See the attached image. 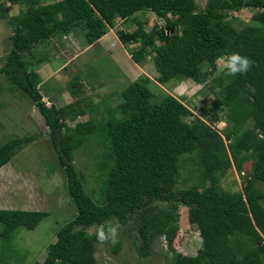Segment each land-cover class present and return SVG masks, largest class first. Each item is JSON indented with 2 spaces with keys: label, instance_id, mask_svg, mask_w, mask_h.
<instances>
[{
  "label": "trees",
  "instance_id": "trees-1",
  "mask_svg": "<svg viewBox=\"0 0 264 264\" xmlns=\"http://www.w3.org/2000/svg\"><path fill=\"white\" fill-rule=\"evenodd\" d=\"M13 1L26 5L6 19L12 46L0 66V75L7 79L0 82V95L5 90L12 92L9 96L21 93L37 107L78 211L58 228L55 242L37 264H98L97 228L107 221L121 227L130 220L142 238L144 256L154 239L164 236L172 264H264V190L256 185L264 182V141L256 134L257 129L264 133V0H208L204 8L196 0ZM249 7L257 9L251 22L234 24L232 13ZM149 11L161 16L166 26L148 31L135 15ZM118 17L137 24L134 30H119V38L127 47L141 43L130 48L132 59L139 64L152 58L160 84L188 79L205 84L213 99L200 112L203 118L185 103L186 97L158 96L146 74L124 88L122 101L104 111L102 104L85 105V98L74 95L82 94L79 76L76 91H71L74 102L46 105L37 88V61L28 59L33 46L83 30L91 44L115 27ZM232 52L254 61L251 70L225 75L216 62ZM85 115L86 120H79ZM222 119L226 126L220 133L213 123ZM33 135L28 132L0 145V168L33 141ZM94 136L106 144L98 164L104 175L99 197L89 192L74 162L75 151ZM190 161L198 166L189 167L184 179L193 183L180 188L181 167ZM247 162L251 170L244 176ZM234 165L245 177L243 191L221 185ZM180 205L189 209V221L202 236L195 255L173 246ZM48 214L0 208V237L7 252L0 250V264L11 259L9 244L19 230L35 229ZM120 248L118 240L115 251Z\"/></svg>",
  "mask_w": 264,
  "mask_h": 264
},
{
  "label": "rangeland",
  "instance_id": "rangeland-1",
  "mask_svg": "<svg viewBox=\"0 0 264 264\" xmlns=\"http://www.w3.org/2000/svg\"><path fill=\"white\" fill-rule=\"evenodd\" d=\"M196 1L201 8H204L208 2V0ZM0 5L1 66L12 46L10 40L12 29L6 19L8 16L18 14L21 10L25 9L26 3H18L13 0H0ZM255 12H257V9L250 7L233 12L232 20L234 24H247L251 22ZM135 16L146 23L148 31H152L158 26H166L165 20L151 11L145 13L139 12ZM117 21V36L119 35L118 30L128 31L134 30L137 27L136 23L129 22L128 20L125 21L121 17H118ZM72 35H75V38H73L74 42H87L83 31H78ZM55 37L61 41L62 35L59 34ZM105 38L110 37L106 36ZM117 42L126 48L121 46L113 47L115 51H103L100 47L95 48L88 55L80 58L79 62H73L64 70L60 68L59 70L61 71L56 74V77H49L42 84L40 88L41 93L58 106H64L67 103L74 102V100H70L71 97L75 98L71 90L79 80L78 78L73 79L75 76L84 78L88 69L104 70L110 79L108 78L105 81L106 84H104L100 92H110L113 95V98L100 106L102 111H104L108 107L115 106L117 101H122V91L124 88L142 74H146L153 80V83L149 87L158 96L170 93L182 100L186 97L185 103L194 111L195 115L199 114L198 116L203 118L200 110L206 106H211L210 102L213 99V95L207 94L208 90L204 88L205 84H199L190 79L184 80V82L171 81L166 84H160L157 81L159 73L152 58L146 59L139 64L137 63V73L134 71L132 75L127 76L124 73L128 71L129 63L134 65V61L126 58V52H129L130 48H135L141 43H134L135 46L130 44L127 47L121 42ZM72 50H78L77 43L73 44ZM33 51V60L43 58L46 60L45 64L51 67V69L59 67L65 61V56L53 55L55 53L53 49L43 50L37 46ZM84 58L87 61H91L88 62L90 66L79 64ZM124 59L127 60L126 63ZM116 60L122 64L121 68L118 67ZM83 63H86V61H83ZM48 71H50L49 68L43 73H47ZM86 78L87 76H85ZM3 79L7 81L6 76L1 74L0 82ZM85 79L84 81L81 79V81L85 82ZM85 89V92L80 91L82 92L80 95L73 94L79 99L85 98V105H87L89 100L86 98V86ZM74 91L76 89H73L72 92ZM10 93L12 92L5 90L0 95V122L2 123L0 125V145L14 137H23L28 132L34 134L35 139L22 150H19L12 161L0 169V208L42 210L47 211L49 214L43 218L35 229L28 230L22 228L19 230L16 239L9 244L12 253L11 259L6 264H37V262H42L46 257L49 244L55 242L58 228L73 219L78 211L69 193L63 167L54 152L42 115L27 95L17 94L22 96L19 99L17 95L9 96ZM86 118L88 116H81L79 120H85ZM225 123V120L222 119L217 123H213V127L221 133L225 128ZM105 149L106 144L94 136L91 142L75 151L74 162L78 170L86 178V186L89 192H93L96 197L100 196L99 188L104 180V175L98 169V164L102 162ZM197 166V163L190 161L186 166L181 167V175L178 181L180 188L187 187L193 183V180L184 179V176L189 172V167L196 169ZM250 170L251 162H247L243 168L244 176L248 175ZM244 176L238 172L234 165L222 177L221 185L227 190L243 191L245 184ZM256 185L264 190V182H258ZM161 206L163 205L161 204ZM179 214L180 229L173 241V246L185 255H195L202 247V236L198 227L190 223L189 209L185 205L179 206ZM2 230L3 225L0 223V235ZM90 232H94V228H91ZM118 240L121 242V248L120 251L116 252ZM118 240L114 244L110 241L97 243L96 256L98 264H172L168 243L164 236L154 239L148 256L142 255L140 250L142 238L138 236V229L134 227L132 220L120 227ZM3 243L4 241L0 237V250L7 255V252L2 248Z\"/></svg>",
  "mask_w": 264,
  "mask_h": 264
},
{
  "label": "crops",
  "instance_id": "crops-1",
  "mask_svg": "<svg viewBox=\"0 0 264 264\" xmlns=\"http://www.w3.org/2000/svg\"><path fill=\"white\" fill-rule=\"evenodd\" d=\"M119 24H120V22H119ZM117 27H118V21H116L114 28H110V30L107 34H105L102 38H100L98 41H96L95 43H92V44H87V42H82V41L74 42L73 38H75V37L72 34H69L66 36L64 35L61 38V41L56 39V38H52L51 40H49L45 43L38 44V46H40V48L43 50L53 49V51L55 52L53 55L65 56V61L63 62V64L60 65L59 67L55 68V69H51V67L46 65L45 59H37V73H38L40 80H41L39 83V87L41 88L42 84L45 83L49 79V77H56V74L61 71V70H59L60 68H63V70H64L73 62H79L78 60L80 58L88 55L91 51H93L97 47H100L103 51H109V50L115 51V49L113 47H118V46L125 47L123 45H120L117 42V41L121 42V40L119 39V36L116 35V31H117L116 28ZM106 36H108L110 38L106 39L105 38ZM75 43H77V45H78L77 51L72 50L73 44H75ZM131 45L135 46L134 44H131ZM126 53H127L126 58L133 60L131 57V54H129L130 52L127 51ZM83 61H86V63H83ZM126 61L127 60L124 59L125 63H126ZM88 62H91V61H87V59L84 58L81 60V62L79 64L83 65V66H90V64ZM116 63L118 64V67L121 68L120 66L122 64H120L118 60H116ZM47 68H49L50 71H48L47 73H43L45 70H47ZM134 71H136V73L138 71L137 63L135 61H134V65L129 63L128 71H125L124 74L127 76H130L133 74ZM85 76H87L86 79H85ZM85 76H84V78L83 77L80 78L83 81H84V79L86 80L85 82L82 81L83 83L80 87L83 89L80 91L85 92L86 91L85 86L87 87L86 98L89 100V104H95V103L103 104L105 102H108V100H110L111 98H113L112 97L113 95L110 94V92H108V93L107 92H105V93L100 92V91H102L104 84H106L105 81L108 80V78H109V76L106 75L104 70L88 69L85 73ZM75 77H77V76H75ZM182 82H184V81H182ZM44 99L51 102V100L47 99L46 96H44ZM70 100H74V99L71 97ZM85 116H88V115H85Z\"/></svg>",
  "mask_w": 264,
  "mask_h": 264
},
{
  "label": "clouds",
  "instance_id": "clouds-1",
  "mask_svg": "<svg viewBox=\"0 0 264 264\" xmlns=\"http://www.w3.org/2000/svg\"><path fill=\"white\" fill-rule=\"evenodd\" d=\"M117 21V20H116ZM114 28V27H111ZM110 30V29H109ZM119 31V30H118ZM84 32V30H83ZM109 32V31H108ZM70 34H74V33H70ZM69 35V34H68ZM66 36V35H65ZM75 36V35H73ZM119 36V35H118ZM56 38V37H53ZM52 39V38H51ZM51 39H48L51 40ZM120 39V38H119ZM98 41V40H97ZM47 42V41H46ZM122 42V41H121ZM45 43V42H44ZM95 43V42H93ZM123 43V42H122ZM89 44V43H87ZM92 44V43H91ZM124 44V43H123ZM134 44V43H133ZM125 45V44H124ZM38 46L35 45L33 46V49L36 48ZM40 47V46H38ZM34 52V51H33ZM130 52V51H129ZM45 54V53H44ZM131 54V53H130ZM132 57V55H131ZM34 53L29 54L28 59H30L32 62L37 61V59H34ZM217 67L224 72L225 75L227 76H236L239 74H246L248 71L251 70V68L254 66V61H252L249 57L241 55L240 53H236V52H232L229 53L223 57H220L217 59ZM76 78H79L78 76ZM74 79V78H73ZM80 79V78H79ZM38 90H40L39 85L37 86ZM73 90V89H72ZM71 90V91H72ZM41 92V91H40ZM42 94V93H41ZM43 96V101L46 103L47 106H51L52 104H55L54 102H50L44 99V95ZM203 109V108H202ZM202 112V111H201ZM81 117V116H80ZM79 117V118H80ZM86 120V119H85ZM219 122V121H218ZM224 122V121H223ZM226 122V121H225ZM216 123V122H215ZM74 125V122L71 124ZM226 126V123H225ZM256 134H257V139L258 140H262L264 141V133L260 132L259 129L256 130ZM12 161V160H11ZM10 161V162H11ZM8 162V163H10ZM7 163V164H8ZM5 164V165H7ZM4 165V166H5ZM2 168V167H1ZM0 168V169H1ZM119 229H120V224L117 223H113L110 221L105 222L104 224H101L97 230H96V239L98 242L104 243V242H111V243H116L118 240V236H119ZM200 232V231H199Z\"/></svg>",
  "mask_w": 264,
  "mask_h": 264
},
{
  "label": "built area",
  "instance_id": "built-area-1",
  "mask_svg": "<svg viewBox=\"0 0 264 264\" xmlns=\"http://www.w3.org/2000/svg\"><path fill=\"white\" fill-rule=\"evenodd\" d=\"M200 111H202V110H200ZM219 125V124H218Z\"/></svg>",
  "mask_w": 264,
  "mask_h": 264
}]
</instances>
